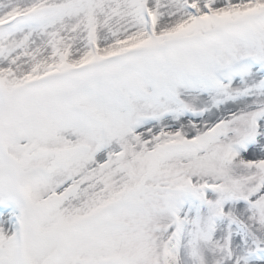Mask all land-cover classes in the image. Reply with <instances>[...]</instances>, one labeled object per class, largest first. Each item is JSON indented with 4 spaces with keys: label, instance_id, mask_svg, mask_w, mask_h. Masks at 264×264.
<instances>
[{
    "label": "snow or ice",
    "instance_id": "1",
    "mask_svg": "<svg viewBox=\"0 0 264 264\" xmlns=\"http://www.w3.org/2000/svg\"><path fill=\"white\" fill-rule=\"evenodd\" d=\"M0 264H264V0H0Z\"/></svg>",
    "mask_w": 264,
    "mask_h": 264
}]
</instances>
